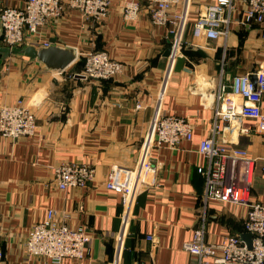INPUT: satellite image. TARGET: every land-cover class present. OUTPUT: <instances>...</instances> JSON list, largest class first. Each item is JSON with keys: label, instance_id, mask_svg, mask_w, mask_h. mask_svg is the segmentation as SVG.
I'll list each match as a JSON object with an SVG mask.
<instances>
[{"label": "crops", "instance_id": "1", "mask_svg": "<svg viewBox=\"0 0 264 264\" xmlns=\"http://www.w3.org/2000/svg\"><path fill=\"white\" fill-rule=\"evenodd\" d=\"M23 1L0 0V6ZM211 1L193 0L191 20ZM124 3L112 0L109 16L95 25L79 11H67L44 36L53 44L76 47L79 54L107 49L124 63L115 78L77 76L76 63L49 71L36 61L0 57V107L24 99L37 116L31 136L0 133V264H54L26 247L30 230L50 209L57 216L68 215L71 224L85 227L91 237L85 258L62 264H114L122 230L121 264H189L194 257L184 244L197 228L204 226L209 242L244 231L246 205L205 200V177L198 168L207 165V158L198 147L217 127L222 142L264 157V135L255 132L253 120L241 121L252 127L243 133L235 126L240 119L230 122L214 111L222 83L229 85L234 75L252 74L264 65L259 26H234L226 37L211 39L195 37L190 24L181 53L168 70L169 26L155 24L146 9L137 20H125ZM164 80L162 111L189 117L194 135L176 148H152L158 185L139 194L125 225L123 196L106 188V177L113 165L132 168L140 160ZM138 102L143 107L137 108ZM65 162L91 163L95 181L60 189L54 169ZM250 192L252 199L264 201L261 162L253 169Z\"/></svg>", "mask_w": 264, "mask_h": 264}, {"label": "built area", "instance_id": "2", "mask_svg": "<svg viewBox=\"0 0 264 264\" xmlns=\"http://www.w3.org/2000/svg\"><path fill=\"white\" fill-rule=\"evenodd\" d=\"M193 0H125L123 17L135 21L146 9L151 20L169 26L171 53L168 70L179 57L184 35L190 24L195 37H226L232 27L251 28L258 25L264 36V0H213L191 20ZM112 0H24L19 6H0V24L3 31L0 41L10 46L21 45L25 40L34 44H53L45 39V29L61 18L65 12L76 10L93 25L102 23L110 14ZM83 58L81 73L94 80L112 79L124 70V63L112 57L107 49L92 48L79 54ZM79 56V57H80ZM257 84L250 73L236 74L229 85L222 83L215 92V115L235 123L243 133L252 130L241 121H254L255 132L264 135V65L254 72ZM166 80L163 82L142 155L132 167L115 164L106 177L107 189L123 196L124 223L127 224L131 209L139 194L158 185V167L152 159L153 147H179L184 140H191L194 124L187 116L162 111ZM137 108L143 107L141 102ZM37 127V116L28 102L19 99L0 107V133L9 138L31 136ZM219 130L201 140L198 150L207 158V165L198 171L205 177L206 201L219 204H244L248 207L244 231L252 233V246L242 238L243 233L225 234L220 242L205 238L204 226L195 230L184 248L193 255L189 264H264V201L251 198L252 174L256 163L264 157H252L239 145H230L217 138ZM54 174L60 189L87 187L96 179V168L91 163L65 162L55 167ZM123 230L114 264L121 263ZM153 239L152 235H149ZM91 237L85 227L70 223L69 216L56 215L50 209L46 219L37 222L26 240L28 252L44 261L62 264L66 259L81 260L89 252ZM4 252L0 247V260Z\"/></svg>", "mask_w": 264, "mask_h": 264}, {"label": "water", "instance_id": "3", "mask_svg": "<svg viewBox=\"0 0 264 264\" xmlns=\"http://www.w3.org/2000/svg\"><path fill=\"white\" fill-rule=\"evenodd\" d=\"M2 31L3 28L0 24V37L2 35ZM170 53L171 47L169 46L166 50L165 55L169 56ZM12 56L21 57L27 62L36 61L42 66L43 69L49 71H62L73 63H77L79 60L78 49L71 45H37L28 40H25L21 45L10 46L8 44H3L0 41V57L3 59H7ZM77 76L86 77L81 73V65H78ZM250 77L256 85L258 81L257 74L252 73ZM242 238L248 242L250 247L252 246V233L245 232L242 234Z\"/></svg>", "mask_w": 264, "mask_h": 264}, {"label": "trees", "instance_id": "4", "mask_svg": "<svg viewBox=\"0 0 264 264\" xmlns=\"http://www.w3.org/2000/svg\"><path fill=\"white\" fill-rule=\"evenodd\" d=\"M76 64H77V66H78V65H81V68H82L83 58L79 59L78 62H77Z\"/></svg>", "mask_w": 264, "mask_h": 264}]
</instances>
